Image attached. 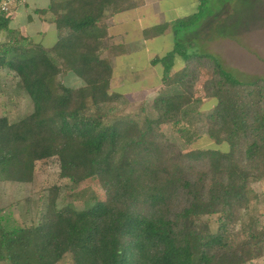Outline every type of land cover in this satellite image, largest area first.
Wrapping results in <instances>:
<instances>
[{
    "label": "trees",
    "instance_id": "1",
    "mask_svg": "<svg viewBox=\"0 0 264 264\" xmlns=\"http://www.w3.org/2000/svg\"><path fill=\"white\" fill-rule=\"evenodd\" d=\"M208 2L177 26L203 21ZM144 4L53 0L39 10L54 15L51 48L17 32L0 39V70L12 72L33 103L16 122L0 116V166L23 156L32 170L56 160L60 178L97 180L105 193L84 209L60 208L62 188L55 185L38 221L8 228L0 216V264H60L67 255L72 264H248L264 257V224L237 230L258 197L252 185L264 180V77L241 78L214 54L176 38L171 51L152 60L163 67L157 116L119 114L123 95L112 91L108 54L119 46L109 45L108 20ZM12 12L0 13V37ZM179 57L185 64L174 77ZM202 70L209 77L200 98ZM63 73L82 85H66ZM205 99L212 104L207 131L229 148L183 151L163 126L184 132L189 108ZM214 214L216 230L205 219Z\"/></svg>",
    "mask_w": 264,
    "mask_h": 264
},
{
    "label": "rangeland",
    "instance_id": "2",
    "mask_svg": "<svg viewBox=\"0 0 264 264\" xmlns=\"http://www.w3.org/2000/svg\"><path fill=\"white\" fill-rule=\"evenodd\" d=\"M209 7L211 16L204 21L198 20L184 29L177 26L178 19L173 18V13L168 14L171 27L180 28L178 33L174 32L175 39L186 44L191 51L214 54L227 69L241 78L264 77V32L262 31L264 0H213L212 7ZM169 48L170 46L160 51V54ZM155 52L150 50V57ZM147 56L138 60V69L131 75L128 73L127 76L119 77L117 72L116 79L111 85L112 91L123 95L117 110L121 115L137 118L143 115L157 116L153 104L163 87L160 77L162 67H158L157 75L154 71H146ZM184 64L179 57L172 70V76L178 75ZM129 77L132 80H127ZM208 77L209 73L202 70L196 96L204 97L203 83ZM61 79L70 87H78L82 83L78 78L66 73L61 75ZM17 82L18 78L12 72L0 70V116H7L11 122L22 119L33 110L31 97L18 87ZM211 109V102L207 99L202 100L189 108L185 122L187 129L184 132L178 133L170 124L164 125L163 131L183 151L195 149L226 151L229 148L228 143H217L207 131L206 114ZM24 162L28 164L27 168ZM59 174L60 168L56 160L38 163L33 170L30 168L28 157L24 156L0 166L1 223L11 228L38 221L47 201L48 189L55 185L62 188L57 201L60 208L72 205L74 210H81L96 198H105L99 181L89 179L74 184L68 179L60 178ZM252 187L258 197L253 200L251 210L244 211L237 230L253 226L261 227L264 224V180L255 182ZM205 219L210 221L213 230L218 228V215H208ZM60 264H72V256L67 255ZM248 264H264V257Z\"/></svg>",
    "mask_w": 264,
    "mask_h": 264
},
{
    "label": "crops",
    "instance_id": "3",
    "mask_svg": "<svg viewBox=\"0 0 264 264\" xmlns=\"http://www.w3.org/2000/svg\"><path fill=\"white\" fill-rule=\"evenodd\" d=\"M52 1L25 0L16 4L13 7V15L8 29L2 31L0 39L7 38L10 32H17L34 38L36 42L42 43L46 48H51L58 38L54 15L51 12L41 13L39 10L47 9ZM201 2L202 0H170L168 2L166 0H145V4L141 7L113 15L108 20L110 35L108 42L110 46H119V48L116 52L108 50L113 64L111 85L116 79L117 72L121 77V75L127 76L128 73L131 75L134 73L133 71H137L138 60L141 57L145 58L146 55H148L145 59L146 71H154L157 75L158 67H162V65L153 64V58L164 56L173 49L175 43L174 29L168 21V14L173 13V18L179 20L195 13ZM212 4L213 0H209L208 6L212 7ZM211 15L212 13L209 12L205 19ZM262 31L264 32V24ZM168 46L170 48L160 54V51L166 50ZM150 50L156 51L152 57L149 54ZM104 54L106 55V51ZM160 70L162 81L163 67ZM68 75L78 78L83 83L76 75L71 73ZM123 89L125 90V87Z\"/></svg>",
    "mask_w": 264,
    "mask_h": 264
},
{
    "label": "built area",
    "instance_id": "4",
    "mask_svg": "<svg viewBox=\"0 0 264 264\" xmlns=\"http://www.w3.org/2000/svg\"><path fill=\"white\" fill-rule=\"evenodd\" d=\"M25 0H0V13L10 11L16 4Z\"/></svg>",
    "mask_w": 264,
    "mask_h": 264
}]
</instances>
